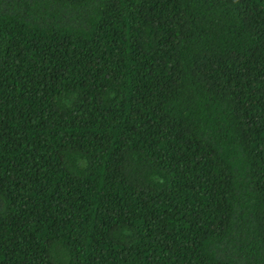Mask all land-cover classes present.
Returning a JSON list of instances; mask_svg holds the SVG:
<instances>
[{
    "label": "trees",
    "instance_id": "16d2710c",
    "mask_svg": "<svg viewBox=\"0 0 264 264\" xmlns=\"http://www.w3.org/2000/svg\"><path fill=\"white\" fill-rule=\"evenodd\" d=\"M0 264H264V0H0Z\"/></svg>",
    "mask_w": 264,
    "mask_h": 264
}]
</instances>
